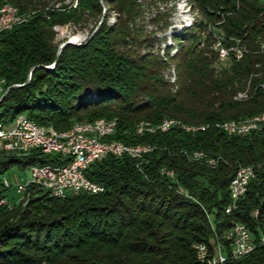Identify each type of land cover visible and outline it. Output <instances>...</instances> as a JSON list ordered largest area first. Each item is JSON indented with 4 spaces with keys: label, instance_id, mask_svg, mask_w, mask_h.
<instances>
[{
    "label": "trees",
    "instance_id": "trees-1",
    "mask_svg": "<svg viewBox=\"0 0 264 264\" xmlns=\"http://www.w3.org/2000/svg\"><path fill=\"white\" fill-rule=\"evenodd\" d=\"M59 1L60 6L57 0H0V9L11 4L22 13L34 12L0 40V79L8 87L26 84L11 88L0 101V123L8 126L25 114L62 133L78 123L113 119L116 133L103 141L152 150L143 164L113 155L92 163L85 175L105 187L101 194L55 198L31 185L28 200L15 205L4 184L8 172L69 159L39 149L0 154V200L7 202L0 206V264H203L194 246L202 243L214 252L218 243L228 245L225 235L236 223L250 230L256 248L225 264H264V128L230 136L215 127L264 113V0H190L195 11L221 22L226 47L231 39L241 41L243 58L230 52L226 66L198 43L196 29L202 24L175 34L179 48L172 55L169 49L165 60L143 51L151 36L138 28L144 15L138 0H77L76 7ZM103 16L93 37L67 45L54 69L45 68L58 56L56 27L94 21L93 33ZM161 19L157 14L152 20ZM173 63L171 81L164 70ZM244 91L249 99L236 100ZM167 119L209 127L137 132L142 122L157 127ZM196 152L216 165L195 161ZM247 166L254 167L255 177L228 214L230 183Z\"/></svg>",
    "mask_w": 264,
    "mask_h": 264
},
{
    "label": "built area",
    "instance_id": "built-area-1",
    "mask_svg": "<svg viewBox=\"0 0 264 264\" xmlns=\"http://www.w3.org/2000/svg\"><path fill=\"white\" fill-rule=\"evenodd\" d=\"M6 8V7H4ZM10 29L7 20L2 22L0 30V40L3 34ZM216 46H223V53L218 56L219 61H226L230 58L229 47L224 46V37L217 36ZM231 46H239V53H234L237 60L243 58L245 51L240 50L241 41L233 39ZM264 49V45H263ZM31 76V75H30ZM30 78V77H29ZM25 85V84H23ZM16 86H7L0 79V101L3 100L11 90ZM21 86V85H20ZM264 119V117H262ZM116 124V123H115ZM173 128V127H172ZM166 129L164 132L169 131ZM79 130L77 129V132ZM252 129H243L237 131V136L249 134ZM34 149H39L45 153L61 154L68 158V162L64 164H52L51 166H34L30 168V179L26 181H17L16 190L22 198L28 195V188L31 185L39 186L48 191L55 198H65L70 194H80L87 192H95L101 194L104 192V186L92 181L85 175L86 162L88 159H101V150L98 146H90L87 139L82 144L68 142V144H57L53 142V135L43 136L40 130L32 126V119L28 116L21 119H15L9 126L0 127V154L25 155ZM115 157L129 156L121 151L108 153ZM147 160H139V164L146 163ZM213 162L212 166H215ZM253 168L245 172H236L230 183L231 202L227 206L226 213L230 214L237 208L235 199H241L247 193L248 186L252 179ZM165 173L174 177V172L165 170ZM4 184L7 188H11V182L8 178H4ZM5 199L0 200V206L6 205ZM239 227V234L229 235L226 233V240L229 244H217L214 252L209 248H202V243L196 244L195 251L197 259L203 264H225L229 260H239L249 255L255 248L256 243L252 238L250 230L241 223H236ZM260 243L264 244V235L260 238Z\"/></svg>",
    "mask_w": 264,
    "mask_h": 264
},
{
    "label": "rangeland",
    "instance_id": "rangeland-1",
    "mask_svg": "<svg viewBox=\"0 0 264 264\" xmlns=\"http://www.w3.org/2000/svg\"><path fill=\"white\" fill-rule=\"evenodd\" d=\"M142 4L144 10V15L138 20V28L145 30L144 36H151L148 43L142 45L143 51H150L156 55H159L162 59L167 60V53L170 49V54H175L179 48V43L174 39V35H180L184 32L185 29L194 27V25L202 24L200 28L196 29V36L198 37V43L201 44V47H208L209 50H212L217 55L219 53V48L223 46H216L217 36L220 35V30L218 29L219 24L221 23L218 19H210L199 11H195L194 7L190 0H138ZM62 2L57 0L56 5L60 6ZM65 4L70 6H77V0H65ZM157 14H160L162 19L160 21H153ZM164 14H168L169 17H166ZM105 16V14H104ZM104 16L101 21H104ZM170 23L169 26L165 27V23ZM109 21L114 23L116 21L115 14L111 13ZM100 24V23H99ZM94 27V21H90L85 27L75 26L73 24L58 26L55 28L57 33L56 42L59 47L67 42L73 41L76 44L80 45L90 39ZM96 30V29H95ZM94 30V31H95ZM208 35L210 38L208 39ZM77 39V40H74ZM234 43V40L231 39ZM187 46L191 45V42H185ZM225 46V45H224ZM239 46H232L236 49ZM219 61V60H218ZM219 66H226L228 60L219 61ZM164 76L166 79L171 81L175 80L176 71L175 64L173 63L169 68L164 70ZM25 115V114H21ZM19 117V116H18ZM8 179L11 182V196H14L15 203L10 201V205L25 203L29 195L24 198L21 195L17 194L16 184L17 181H26L30 179V170L20 171L17 168H13L7 174ZM233 231L229 232V235H232ZM226 237V235H225ZM222 241L220 243H223Z\"/></svg>",
    "mask_w": 264,
    "mask_h": 264
},
{
    "label": "bare ground",
    "instance_id": "bare-ground-1",
    "mask_svg": "<svg viewBox=\"0 0 264 264\" xmlns=\"http://www.w3.org/2000/svg\"><path fill=\"white\" fill-rule=\"evenodd\" d=\"M6 7V8H4ZM34 15V12L32 13H22L17 7L11 5V4H4V6L0 9V30L2 26V22L7 20L8 27L10 29H13L17 26H20L27 21H29ZM77 40V39H74ZM232 47V46H231ZM237 47V46H236ZM230 48V47H229ZM240 50L245 51L240 46ZM239 53V47L231 50L229 49V53ZM223 53V48H219L218 55ZM31 75V73H30ZM28 78L29 82L31 80V77ZM4 83L5 81L2 80ZM238 101H245L249 99V92L244 91L237 94L235 97ZM27 116L21 115L17 117L16 119L25 118ZM264 113H261L260 115H256L254 117H250L246 120H239V121H226L222 123H216L215 127L222 130L226 134L230 136H237V131H242L243 129H252L255 127V131H249L250 133L256 132L258 130H261L264 128ZM116 123V124H115ZM4 123H0V127H4ZM9 126V125H8ZM32 126L34 128H37L40 130L41 135L43 136H50L53 135V142L57 144H68V142H75V144H82V142L87 139L90 146H98L101 150V158L103 156H107L108 153H114L115 151H121V153H125L129 156H132L136 158L137 160H143L145 158V155L151 152L152 148L151 146L147 145H140V146H130L123 142L119 141H113V142H105L103 141V138H107L109 136H112L116 133L117 130V121L116 120H107V119H98L93 123L89 124H76L74 125L69 131L65 132H57L52 128H46L39 126L34 121H32ZM175 126H180L183 129L187 131H200V130H206L209 126L208 125H202V126H187L183 124L181 121H177L174 119H167L165 120L160 126H152L149 122H142L140 123V126L138 127L137 132L142 133L145 131L155 132L156 130L165 131L168 128H172ZM77 129L79 130L77 132ZM247 134H242L239 136H245ZM195 161L198 162H205L208 164H213L215 162L214 159L209 158L208 155H206L204 152H196L194 153L192 157ZM98 159H88L86 162V169L94 163ZM45 166H51V165H45ZM253 168L252 170V179L255 177V169L253 166H247L242 167L238 170V172H245L248 171V169ZM105 191V188H104ZM90 194H95V192H87ZM230 194H231V187H230ZM240 199H235V206H237V203ZM239 234V227L238 225L234 226L233 229V235ZM202 248H208L205 244H202Z\"/></svg>",
    "mask_w": 264,
    "mask_h": 264
},
{
    "label": "water",
    "instance_id": "water-1",
    "mask_svg": "<svg viewBox=\"0 0 264 264\" xmlns=\"http://www.w3.org/2000/svg\"><path fill=\"white\" fill-rule=\"evenodd\" d=\"M102 22H103V21L100 22V24L98 25V27L96 28V30L93 32V34L91 35V37H93V36L97 33V31L99 30V28H100ZM91 37H90V38H91ZM69 44H76V43L73 42L72 40L63 43V44L59 47L58 56H57V59H56L55 64L52 65V66H50V67H46V66H45V68H47V69H51V70L54 69V67H55V65L57 64L58 59H59V56L61 55L63 49H64L67 45H69ZM42 67H43V66H42ZM25 85H26V84H25ZM25 85H21V86L18 85V86H16V87H23V86H25Z\"/></svg>",
    "mask_w": 264,
    "mask_h": 264
}]
</instances>
